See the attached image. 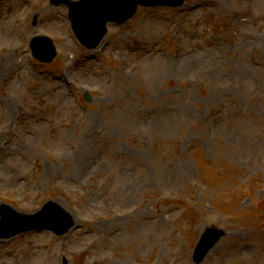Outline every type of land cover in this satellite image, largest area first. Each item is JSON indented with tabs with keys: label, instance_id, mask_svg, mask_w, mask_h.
<instances>
[{
	"label": "rangeland",
	"instance_id": "rangeland-1",
	"mask_svg": "<svg viewBox=\"0 0 264 264\" xmlns=\"http://www.w3.org/2000/svg\"><path fill=\"white\" fill-rule=\"evenodd\" d=\"M67 14L0 0V204L74 219L0 239V264H264V0L140 6L92 49Z\"/></svg>",
	"mask_w": 264,
	"mask_h": 264
},
{
	"label": "water",
	"instance_id": "water-1",
	"mask_svg": "<svg viewBox=\"0 0 264 264\" xmlns=\"http://www.w3.org/2000/svg\"><path fill=\"white\" fill-rule=\"evenodd\" d=\"M58 2L59 0H54ZM94 6H91L85 10L81 15H77L74 9L78 3L71 2V16L73 17L74 28L76 34L84 39V36L88 32L94 31L96 36V43L105 32V23L107 21L123 22L129 18L135 11L138 4L146 5H158V4H168V5H179L183 0H94ZM109 2L108 6H101L97 3ZM49 49V58L53 55L54 51L51 47L50 41H44ZM37 45L34 44L33 50L37 56L39 53L37 51ZM46 211L39 212L35 219L28 218L22 224L17 226L15 229H11L10 232H4L1 235L9 236L17 232L34 229V228H48L56 233L65 232L71 225L72 220L67 214H65L56 204L49 202L45 206ZM223 234L221 230L207 229L202 235L194 253V260L198 261L206 253V251L219 239Z\"/></svg>",
	"mask_w": 264,
	"mask_h": 264
},
{
	"label": "bare ground",
	"instance_id": "bare-ground-1",
	"mask_svg": "<svg viewBox=\"0 0 264 264\" xmlns=\"http://www.w3.org/2000/svg\"><path fill=\"white\" fill-rule=\"evenodd\" d=\"M10 68H11V65H10ZM10 106H11L13 109L16 108V105H10ZM2 169H4V168H0V170H2ZM45 172L47 173L48 171L45 170ZM45 172H44V173H45ZM64 208H65V207H64ZM69 213H70V212H69ZM98 224H99L100 226H102L104 223H103V222H99Z\"/></svg>",
	"mask_w": 264,
	"mask_h": 264
}]
</instances>
